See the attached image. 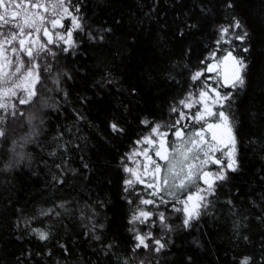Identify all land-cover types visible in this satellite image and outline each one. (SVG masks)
<instances>
[{"label":"trees","instance_id":"1","mask_svg":"<svg viewBox=\"0 0 264 264\" xmlns=\"http://www.w3.org/2000/svg\"><path fill=\"white\" fill-rule=\"evenodd\" d=\"M72 3L81 25L72 45L43 55L31 103L16 101L15 117L0 109V264H264V0ZM233 19L242 42L231 28L221 39ZM228 51L247 65L220 108L236 171L160 252L137 249L130 219L140 203L125 157L169 118L192 75Z\"/></svg>","mask_w":264,"mask_h":264},{"label":"snow or ice","instance_id":"2","mask_svg":"<svg viewBox=\"0 0 264 264\" xmlns=\"http://www.w3.org/2000/svg\"><path fill=\"white\" fill-rule=\"evenodd\" d=\"M62 12H58L56 14L57 18H53L51 20L46 21L43 15L37 16L35 19H31L28 17L27 12L23 15L20 13L19 9L22 7V4H18L16 0H0V29H3L5 26H8L9 32L5 34L4 32L0 31V36L3 39H0V61H6L7 63H0V98L3 97H15L17 96V90H22L25 94L18 100V103L21 105H26L32 102L33 98L36 96L35 91V84L39 83V64L36 63V60L40 57L42 52L47 53L48 55L54 56L55 53L51 51L47 47L48 44L54 43L53 39L51 38V34L48 31L47 27L44 25L50 24L52 28H56L60 25V20L63 18V15H68L71 17L72 23L75 28H80L81 25L78 21V17L73 15L72 12L69 11V8L65 6L64 0H59V5ZM33 8H44L41 4H33ZM53 9L57 7V5L52 6ZM227 7H231V4H228ZM44 11L47 12L48 9L44 8ZM76 12L79 9H75ZM19 17V20L17 19ZM39 21V23H37ZM62 26V25H60ZM43 27L44 35L48 36V40L45 43L37 44L36 40L31 39L35 33H40L41 28ZM233 30V34L235 38L239 41H244L247 37V32L243 29L239 20L233 19L232 24L229 26H221L220 33L221 39L229 34V29ZM28 29L29 31H26ZM239 29L240 34H235V30ZM34 30V32L32 31ZM72 32L69 31L67 33V39L64 36H60L59 39L63 40L65 44L71 46L72 45ZM15 42V44H14ZM230 42V40L224 41ZM9 51L11 54L15 55L17 58L20 57L21 53H23L29 60V67L22 72L24 67L23 61H19L15 66L14 70L11 72L5 71V67L7 65H11L12 61L7 58L5 52ZM67 51V48H65ZM243 51H247V48H244ZM214 58V56H213ZM220 65H224L223 71L220 73L222 77V83H218V87H232L235 88L237 86L243 87L244 85V77L243 72L246 69L247 65L244 63L242 58H238L233 55L232 51H228L227 54L218 62ZM50 71V69H46ZM207 72H214L217 71V66L215 64L208 65L205 69ZM19 74V75H17ZM203 75V71L195 72L191 79L193 81L200 79ZM15 77V79H13ZM215 79V78H214ZM205 87L208 88L209 86L205 84ZM210 91L214 93V97H209V93L206 90H202L199 93V100L196 103H200L203 105V111H198L191 119H194L196 122L203 121L206 127H202L200 130L192 132L187 140L184 139L185 133L183 129L177 128L174 135L175 137L179 138L183 147H177L174 151L182 158V166L180 167L179 171L175 170V164L171 162L168 163L167 172L173 178L174 186L179 188H186L192 182H194V178L202 179L205 184L208 185L207 189H200L198 190L197 194L195 195V199L198 201L197 204L193 206V210H189L187 207L188 201H192L194 199L193 195H189L186 201H182L186 206L183 211L187 214L186 218L183 221L184 226H189L191 220L199 218V211L196 209L199 208L204 200L205 196L200 195L199 192L206 191L208 194H212L214 192V184L216 180L223 181L227 179L226 170L236 171L237 168V161L235 159L236 154V141L235 137L232 134V128L229 121V117L225 114L224 111L214 112L211 107L205 102L206 98L211 100L213 106L219 105L220 108H223L224 102L228 101L231 98L230 93L221 94L217 88H210ZM181 104L184 105L185 108H191L194 104L191 102V97H189V101H180ZM9 105L0 102V109H8ZM12 111L10 113L11 116L15 117L17 112L15 110V105H12ZM173 111H177V109H173ZM23 115V113H19ZM180 119L176 121V125L180 124V121L186 118V114L184 112L179 113ZM215 117L217 122L216 123H208L207 118ZM30 119V118H29ZM0 123H3V119L0 118ZM147 123V121H145ZM114 132L120 131L118 126L113 123L110 125ZM160 125H156L152 131L154 134L161 137L160 140V148L164 149V140L163 137L167 136V132H160ZM187 127V125H185ZM217 129H224L227 134V139L219 138L217 136ZM211 133L208 139H205L204 133ZM5 132L3 129H0V137H3ZM143 143L153 144L155 141L150 138L146 137ZM218 144H226L230 145V150L228 152H223V150L217 147ZM166 149L164 152L157 151L155 154L161 160L169 161V157L166 154ZM216 151H221L224 157H227V163L223 164L222 159L214 158V153ZM191 154V155H190ZM201 154L203 155L204 159H201ZM150 159V158H149ZM192 160H199L200 166L194 165L191 161ZM216 164L217 166H221L218 168V171L213 174L208 171L203 170V166H206L209 162ZM186 162V168L183 164ZM155 165L154 172L157 174V178L159 182H161L164 186L169 184V180L167 176L163 177L162 179L159 177V173L161 172V166L157 164L155 161H151ZM147 167V166H145ZM128 172H132V169H126ZM183 173V175H181ZM178 180L179 184L176 185L175 181ZM137 181L143 183V180L137 176ZM126 184L131 187L133 185L132 180H127ZM148 187H153L152 184H149ZM156 194V193H153ZM141 203L153 204L154 201L152 200H142ZM179 211V209H177ZM151 215L150 212L147 211H139L137 215H134L132 218V223L136 221H140L141 223L144 222V219H147ZM143 218V219H141ZM161 222L164 221V216L161 213L159 216ZM38 232L39 238L41 240L48 239V234L46 232H42L39 230H34ZM150 238V234L145 235H136V240L138 243L136 244V248H145L149 247L147 240ZM154 244L156 247L153 249L155 252H160L161 249L164 248V244L161 243L160 240H155ZM240 264H250V258L245 257Z\"/></svg>","mask_w":264,"mask_h":264},{"label":"rangeland","instance_id":"3","mask_svg":"<svg viewBox=\"0 0 264 264\" xmlns=\"http://www.w3.org/2000/svg\"><path fill=\"white\" fill-rule=\"evenodd\" d=\"M16 2L18 4H22V7L19 9L20 13L23 15L25 12H27L28 17L31 19H35L37 18V16L43 15L45 17V20L48 21L53 18H57L56 14L58 12H62V9L58 6L59 0H16ZM33 4H41L44 6V8H47L48 11L45 12L44 8H33L32 7ZM64 4L69 8V11L72 12L73 15L78 17V21L80 23L79 15L75 11L76 8L73 6L72 0H64ZM53 5H57V7L53 9L52 7ZM17 19L19 20V17H17ZM37 23H39V21H37ZM60 25H58L56 28H52L50 24L47 23L44 25V27L48 28V31L51 34V38L54 41V43L47 45V47L51 49L52 52L55 46L59 44H65L63 40L59 39L60 36H64L65 39H67V33L71 31L72 32L71 40L73 41V31L77 29L74 27L71 17L68 15H63V18L60 20ZM0 31L7 34L9 32V28L8 26H5L3 29H0ZM26 31L29 30L26 29ZM32 31L34 32V30ZM48 38H49L48 36L44 35V31L42 27L41 32L40 33L34 32V35L31 39L36 40L37 44H39V43H45L48 40ZM0 39H3V37L0 36ZM44 54L46 53L42 52L40 54V57L36 60V63L39 64V70H38L39 77H40V66L42 64V57ZM226 54L227 52L219 58L214 56L211 63L208 64V65L215 64L217 66V71L207 72L205 69L207 68L208 65L199 70V71H203V75L200 77V79L195 80L194 86L189 90L185 98L182 100L188 102L189 97H191V102L194 104V106L189 109V108H185L183 104L179 103L178 105L174 106L171 109L170 116L166 121H164L163 123L156 124L161 126L159 129L160 132L168 133L166 137H163L164 149L160 148L161 137L154 134L152 131V129L156 126L155 125L150 131H148L144 136H142L134 143V145L131 147V149L129 150V152L125 157L124 160L125 171L126 169H132V172L126 171L127 180L133 181V185L131 187H129L128 185L127 186L135 194L138 195L139 203H140L139 209L137 210V212L133 214V216L137 215L138 212L141 210L151 213V215L147 219H144L143 223H141L140 221H136L135 223H132L133 216L131 217L130 219L131 230L134 235L135 245L138 243V241L136 240L137 234L145 235V236L150 234V238L147 240V243L149 244V247L147 249H149L150 247H153V245L156 246L154 244L155 240H160L162 243L164 236L166 235V233H168V231L180 227L186 228V226H184L183 224V221L187 215L183 211L186 205L182 203V201H186L189 195H193L194 199L192 201H188L187 204L189 210H193V206L198 203V201L195 199V195L197 194L198 190L200 189L206 190L208 187V185L205 184L203 180L199 178H194V182L190 183L186 188H179L177 186H174L173 178L170 174H168L167 167L169 162L175 164L176 171H179L180 167L182 166L181 163L182 158L174 151V149L177 147H183L180 139L175 137L174 135L177 128L183 129L185 133L184 139L187 140L192 132L198 131L202 127H206L203 121L196 122L194 119H191V117L194 116L198 111H203V105L200 103H196L199 100L200 91L202 90L208 91L209 97H214L215 95L210 91V88H217V90L222 95L225 93H230L232 87H218V83H222V77L220 76V73L224 69V65H220L218 62ZM5 55L9 60L12 61L11 65H7L5 67L4 69L5 71L11 72L12 70H14L15 66L19 61H23L24 67L22 69V72L29 67V60L23 53H21L20 57L17 58L15 55L11 54L9 51L6 50ZM233 55L236 56L234 53ZM0 63L6 64L7 62L0 61ZM13 79H15V77ZM37 84H35V91ZM205 84L208 85L209 87L206 88ZM24 94L25 93L22 90H17V96L15 97L8 96V97H4V99L0 98V102H4L10 105V109H7L6 112L11 113V111L13 110L11 107L12 105H15V110H16V101L22 98ZM205 102L208 104L209 107L212 108L214 112L222 111L219 105L213 106L211 100L206 98ZM174 108L177 109V111L174 112L173 111ZM181 111L186 114V118L181 120L179 125H176V121L180 119L179 113ZM0 118H2L1 115ZM207 121L208 123L217 122L215 117H209L207 118ZM185 125H187V127H185ZM216 132L218 139L219 138H223L225 140L227 139V134L224 129H217ZM232 134L235 137L233 128H232ZM210 135L211 133L208 132L204 133L205 139H208ZM146 137L152 138L155 141V143L153 144L143 143ZM217 147L221 148L223 152H228L230 150V145H226V144H218ZM165 149L167 150L166 154L169 157V161L161 160L155 154L157 151L164 152ZM214 158L222 159L223 164L227 163V157H224L221 151H216L214 153ZM201 159H204L202 154H201ZM151 161H155L157 164L161 166V172L159 173V177L162 179L163 177L167 176L169 180V184L167 186H164L161 182H159L157 178V174H155L154 172L155 165L151 163ZM191 162L198 167L200 166L199 160H192ZM183 166L186 168V162L183 164ZM222 166L223 165L217 166L216 164L210 161L206 166H203V170L215 174L218 171V168ZM227 173L228 170H226V176ZM181 175H183V173H181ZM137 176H139V178L143 180V183L137 181ZM219 182L220 180L215 181L214 192ZM149 184H152L153 187H148ZM175 184L178 185L179 181L176 180ZM214 192L212 194H208L206 191L199 192L200 195L205 196V200L203 204L196 209L197 211H199V214L202 206L205 205L210 200ZM142 200H152L154 201V203L145 205L141 203ZM177 209H179V211ZM161 213L164 216L163 222H161V220L159 219ZM194 220L196 219L191 220V222ZM143 262H144V258L142 257L140 260L136 262L134 261L130 264H144Z\"/></svg>","mask_w":264,"mask_h":264},{"label":"bare ground","instance_id":"4","mask_svg":"<svg viewBox=\"0 0 264 264\" xmlns=\"http://www.w3.org/2000/svg\"><path fill=\"white\" fill-rule=\"evenodd\" d=\"M29 10V9H28Z\"/></svg>","mask_w":264,"mask_h":264}]
</instances>
